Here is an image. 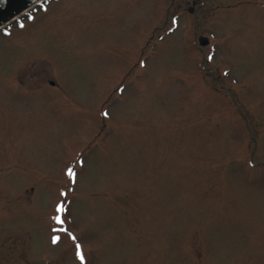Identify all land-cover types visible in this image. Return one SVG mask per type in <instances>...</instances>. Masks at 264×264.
I'll use <instances>...</instances> for the list:
<instances>
[{"label":"rangeland","instance_id":"rangeland-1","mask_svg":"<svg viewBox=\"0 0 264 264\" xmlns=\"http://www.w3.org/2000/svg\"><path fill=\"white\" fill-rule=\"evenodd\" d=\"M42 7L0 35V264H264V0Z\"/></svg>","mask_w":264,"mask_h":264},{"label":"water","instance_id":"water-1","mask_svg":"<svg viewBox=\"0 0 264 264\" xmlns=\"http://www.w3.org/2000/svg\"><path fill=\"white\" fill-rule=\"evenodd\" d=\"M36 1L38 0H0V26Z\"/></svg>","mask_w":264,"mask_h":264},{"label":"snow or ice","instance_id":"snow-or-ice-1","mask_svg":"<svg viewBox=\"0 0 264 264\" xmlns=\"http://www.w3.org/2000/svg\"><path fill=\"white\" fill-rule=\"evenodd\" d=\"M30 18H31V17H30ZM5 31H7V30L5 29ZM209 59H211V57H209ZM104 115H107V113H104ZM67 172H68V175H69V176H73V175H74V173H73V171H72L71 168H69V169L67 170ZM58 207H60V206H58ZM55 219L59 220V217H55ZM69 235H71V234H69ZM72 238L75 239L74 236H73ZM58 239H59L58 237H53V242L55 243ZM76 247H77L76 255H77V257L82 261V264H83L84 256H83V254H82V252H81V250H80V245H77Z\"/></svg>","mask_w":264,"mask_h":264}]
</instances>
